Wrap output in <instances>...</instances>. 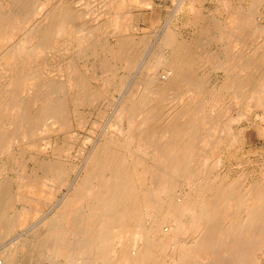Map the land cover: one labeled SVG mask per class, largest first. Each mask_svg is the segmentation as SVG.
<instances>
[{
	"label": "bare ground",
	"instance_id": "obj_1",
	"mask_svg": "<svg viewBox=\"0 0 264 264\" xmlns=\"http://www.w3.org/2000/svg\"><path fill=\"white\" fill-rule=\"evenodd\" d=\"M10 1L12 11L0 0V157L23 163V171L16 192L5 175L0 178V236L36 229L29 222L50 209L34 242L19 243L15 236L16 247L2 250L0 264H24L18 250L34 262L44 255L57 259L52 264H264V163L234 172L220 167L225 151L245 140L249 127H237L243 120L256 116L250 128L264 132V0H217L225 16L201 25L191 41L179 39L168 22L154 42L158 55L147 73L123 93L103 133L94 140L87 136L93 146L80 167L63 157L73 143H54L48 130L58 134L81 124L83 117L72 119L77 106L103 97V87L113 82L106 78L90 89L91 76L72 63L78 53L72 50L80 49L67 47L73 53L62 61L70 70L67 89L55 78L64 71L47 66L62 51L49 54L73 39L82 48L77 56H88V50L109 55L101 60L109 75L113 62L134 70L151 35H127L133 11L140 9L137 19L143 21L159 4L101 0L95 12V0H84L77 11L71 10L73 0ZM202 1L179 0L171 19L192 3L196 17ZM208 67L224 69V81L212 83ZM53 70L57 75L47 77ZM46 117L53 122L48 129ZM41 139L45 153L52 144L43 160Z\"/></svg>",
	"mask_w": 264,
	"mask_h": 264
},
{
	"label": "rangeland",
	"instance_id": "obj_2",
	"mask_svg": "<svg viewBox=\"0 0 264 264\" xmlns=\"http://www.w3.org/2000/svg\"><path fill=\"white\" fill-rule=\"evenodd\" d=\"M3 1L6 3L8 8L12 7L11 10L9 9L10 11H12L14 9V3L13 2H12L13 3V5H12L10 0H3ZM35 1H37V0H35ZM40 1H43V0H39L38 2H40ZM83 1L84 0H81V1L79 0L80 3L82 2V4H80L78 2V0H76V1L73 0V3H75L76 5H74L71 8V10L73 11V9H74L75 11H77L79 7L82 8L83 7L82 5L84 4ZM90 1L92 3V0H90ZM97 1L98 0H95L93 4H91L88 0L85 2H89L91 5H94L95 7L94 6H91V7L93 8V10H95L96 8L97 9L101 8V5H100L101 0L98 1L99 3ZM178 1L179 0H157L159 7L155 10L154 13H151L150 11H148L147 15L149 16V19L147 18L146 20H143V21L137 19V17L139 16V13H140V9H136L133 11L135 18H134L133 22H131L130 25L128 26V29L126 31L127 35H129L130 37L132 36V38H134V39H138L140 36H142L148 32L151 35L149 37L150 40H149L146 48L144 47L140 51L142 53V54H140L141 56L139 55L140 57H138V61L140 63L137 61L138 66L135 65L134 70L133 69H127V66H123L122 64H116L113 62V67L111 70L112 74L109 75L108 71L104 70L101 67L102 58L108 57L109 55H107L106 53H103V54H98L95 57V53L88 50L89 51L88 52L89 55L87 54L88 56H86V55L84 57L83 56H77V55H81L80 51H82V48L79 47L80 44H79V41H77V40H74L72 42V44H73L72 45L71 41L73 39L71 41L70 40L67 41L68 44L70 43L69 46H66L67 43L64 45V41H61V44H62L61 47L62 46L63 47L62 48L61 47H55V49L53 48L54 52L49 54V55H51V54L54 55V53H56L57 50H58L57 54L62 51L60 54H58V57H60V56L62 57V55H63V57H62L63 60H60L61 57L59 59H58V57L54 58L57 55H54V56L51 55V58H49L50 57L49 56L48 57L49 59H47V60H49L48 64L47 63L46 64H47V66L49 65L50 66L49 68H52V69H54L55 67L58 69V67H59L60 68L59 70L61 71V72H59L60 75H62V72L64 71L63 72L64 78H63V76H61V77L63 78V80L64 79L65 80L63 81L62 78L57 77V76L55 77L53 75V74L57 73V71L56 72L54 71V70H57L56 68L51 73L48 72V75H51L52 73L53 74H52V76L47 75V77L51 78L54 76L61 83L64 82L63 84L65 86L67 85V87H66L67 89L69 87H68L67 82H65V81H67L69 78L67 76L70 75V70L68 68H65V66L62 63V61L64 62V60H65L64 59L65 53H67V55L65 57H68V55L71 56V55H73V53L75 55V53L78 52L76 54V57L78 59L75 57V60H73L72 63L75 67H77L79 69L80 72L86 73L87 76H91V78L88 80V84H89L90 89L95 90L98 87L100 88L102 84L104 85V81L106 80V78H108L110 81L113 82L112 84H108V85H105L103 87L106 90V93L103 97L97 98V99L95 97H93L89 103L84 104V105L81 104V105L77 106V109L74 111L72 119L74 118L73 121L76 122L78 117H80V116L83 117L84 121L81 124L78 125L77 122L73 123L71 129L62 130L60 132L58 131L59 132L58 134H57V131H56V133L53 134V132H50L48 130V134L50 136H48L47 132L43 133V134H46L51 140L54 139V143L56 141L55 139H58L57 141H60L61 145H64V143L66 141H71L73 143V146H72V149L70 150V152H63V157L66 158V162L69 166L72 163H73V165L74 164L78 165V167L85 165L84 162L86 161L87 153L89 152V150H91V148L93 146L92 141H90L88 143L85 141V140H87L86 139L87 136L91 137L94 140V138L97 139L101 135V133H103L104 129L107 128V124L112 120L114 110H115L120 98L122 97L123 93L125 91L129 90L131 87L135 86V83L139 80V77H141L142 75H145L147 73V66L150 63L151 58L153 57L152 59H154L158 55V48L156 49V45L154 42H156L158 34L161 31L165 30L166 24L168 22L169 23L171 22V28L170 29H172L174 32H176L178 34L179 39L187 38L191 41V39H193L194 37L198 38L200 36L199 35V33H200L199 29L201 30V25L207 23L209 20L210 21L213 20V18H215L216 15H218V17H220L222 12H223L222 13L223 17L225 16L223 9L221 11H219L220 7H219V3L217 2V0H203L202 2H200V3L198 2V4H196V8L198 9V15L196 17L194 16V14L192 12V9L195 8L194 4L192 3V4H189L187 6H184L185 8L184 9L182 8L181 10H179L178 13L176 14V16L173 19H171V11L175 7L176 2H178ZM8 2L12 6H9ZM0 5H1V3H0ZM7 6L5 7V10L9 11ZM96 11H98V10H95V12ZM92 15H94V14L92 13ZM92 15L90 14V15H86V16L90 17V19L92 17L91 20H93L94 18ZM95 15H94V17H95ZM97 15H98V13H97ZM36 16H39V14H35V17ZM88 17H87V19H88ZM91 20L90 21L88 20L90 26L92 25L90 22H93L94 20H95L94 21L95 23H93V25L97 24L96 23V20H98L97 18H95L93 21H91ZM196 22L198 24H196ZM156 33H157V35H156ZM75 42L78 43V45ZM65 46H66V48H64ZM67 47L70 50L73 48H77V49L79 48L80 51L79 50L76 51L75 49H73L72 50L73 53H72L71 51H69V49L67 50ZM63 48H64V50H63ZM218 49H219V47H217V46H212L210 48V50H212V51H215V50L217 51ZM220 49L224 50L221 46H220ZM59 50H61V51H59ZM65 50H67V51H65ZM74 50H75V52H74ZM162 50H164L163 54L168 55V53H169L168 48L164 47ZM63 51H64V54H63ZM68 51H69V53H68ZM222 55H224V54L222 53ZM53 58L55 60L58 59L59 63L57 62V60L55 61ZM51 59H53L55 62ZM52 61H53V63H52L53 65H50L51 63L49 64V62H52ZM61 63L63 66L61 65ZM46 64L43 67H45ZM209 64L212 65V62H210ZM57 65H59V66H57ZM202 65H204L206 67L208 66L205 63ZM47 66L43 69L45 70L47 68L46 71H49V70L51 71L52 69H49ZM51 66H54V68ZM125 67H126V69H125ZM61 68H62V70H61ZM65 69H68L69 71L67 70L68 71L67 72V71H65ZM161 71H163V68L161 69ZM207 71H208V73L206 72V70L204 72H206L211 77V78L210 77H208V78H210L209 80L212 83H221L222 81H224V79H225V70L224 69L218 68V69L214 70L211 67H208ZM43 72H45V71H43ZM209 73H211V74H209ZM43 74H45V73H43ZM93 78H95V79H93ZM121 80L124 82V84L122 83L123 85L119 84V82ZM214 81H216V82H214ZM119 86H122V87H119ZM227 98H228V95H227ZM47 118L48 117H46L43 121V128H46V129H48V126H50V123H53L51 120L52 118L49 117L51 120V121L49 120L50 122L47 120ZM256 121H258V119L256 116H254L250 120H243L240 124L237 125L238 128L239 127H249L248 129H246V131H244L245 132L244 133L245 134V140L241 141V143L238 144L235 148H230V149H227L225 151V155L223 156V158L221 160L222 165H220V167L230 168L234 172L235 170L240 169L242 166H247L248 169L254 170L257 168L258 163H264V132H263V134L259 135L258 132L255 131L256 130L255 128H250V125ZM45 122H47L48 125L45 124ZM54 127L57 130L58 126H54ZM46 129H45V131H46ZM260 130L261 129L259 128V132H260ZM72 131H73V133H72ZM61 136H62V138H61ZM40 144L41 145H39L40 146V148H39L40 149L39 159L43 160L45 158H49L50 154L52 153V150H51L52 144H50V148L48 149V151H46L47 153L43 152V150H42L43 146L45 145L43 143L42 139L40 140ZM234 152H235L236 156L231 155V153H234ZM65 153L67 155H65ZM83 157H84V159H83ZM1 162L7 163V166H6L7 171H6V169L3 170L0 173V178L1 179L4 178L3 176L5 175V177L8 179L7 180L5 178V180L9 181L8 182V188L11 186L9 189L13 192H16V190L19 187L18 186V184H19V181H18L19 176L18 175H20L23 171L22 170L23 163L18 164L17 162H15L13 160L12 157H8V156L0 157V163ZM2 163L0 164V167H1ZM5 163H4V165H6ZM33 163L35 164V161L31 160L29 162V166L30 165L33 166ZM38 171H39V174L40 173L43 174L42 170H38ZM254 174L257 175V172H255ZM36 175H38V174L36 173ZM74 176H75V171L72 173V178ZM64 192H65V188L62 191H60L57 195L58 196L60 195V197H61ZM21 205H22L21 203H18V207H21ZM49 209L50 208L45 209L44 213L42 214V217L46 216L45 214L48 213L47 210L49 211ZM42 217H39L38 219L29 222L28 226H31L32 224H36L34 227L36 229L33 228L34 230H32V229L27 230L26 227H20L16 231H14V233H11L9 235L4 234V236H2V237L0 236V253H1L0 255L4 254V253H2L4 250L8 251V250L14 249L17 245V244L15 245L16 242H14V241H19V243H20L21 241H27V242L31 241L32 242V240H33V242H34L33 238H35L34 237L35 232L37 229H40L42 226L40 224L43 221V220L41 221ZM42 228H43V226H42ZM26 230H27V232H26ZM32 231L33 232L35 231L34 234ZM31 234L33 236H31ZM15 236H16V238L14 239V241H12V239ZM21 236H24V237H21ZM24 238H25V240H24ZM29 238H31V239L28 240ZM21 251L22 250H18L16 252L17 258H18L17 260L19 262H21L23 260L21 263H24V264H31V263L33 264L34 260L30 259L32 257H28L27 252H25L26 253L25 254L23 251L22 252ZM2 256H0V261L4 260V259H2ZM46 257H45V255L40 257V258H43V261L40 258L36 257L34 263H36V261H37V264H38V262L42 261L39 264H52L50 262V259H52V258L47 257L48 259H45ZM33 259H34V257H33ZM52 260L57 261V259H52ZM24 261H26V262H24Z\"/></svg>",
	"mask_w": 264,
	"mask_h": 264
}]
</instances>
